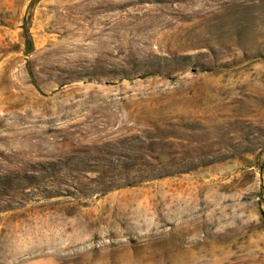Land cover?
<instances>
[{
	"label": "rangeland",
	"instance_id": "374dc122",
	"mask_svg": "<svg viewBox=\"0 0 264 264\" xmlns=\"http://www.w3.org/2000/svg\"><path fill=\"white\" fill-rule=\"evenodd\" d=\"M133 254L264 264V0H0V264Z\"/></svg>",
	"mask_w": 264,
	"mask_h": 264
},
{
	"label": "bare ground",
	"instance_id": "6f19581e",
	"mask_svg": "<svg viewBox=\"0 0 264 264\" xmlns=\"http://www.w3.org/2000/svg\"><path fill=\"white\" fill-rule=\"evenodd\" d=\"M143 205L144 204L138 203L136 199L132 200L131 202H128V205H127L128 207L126 208L127 213H125L126 216H129L130 217L129 219H131V220L139 221V218L142 215H144ZM123 249H125V248H123ZM122 252H124V250H122ZM123 256H124V254H123ZM124 257L121 259V261H115V262L111 261L110 264H141V261L136 258L135 254H133L131 258H124ZM145 261H150V259L147 258V260H145Z\"/></svg>",
	"mask_w": 264,
	"mask_h": 264
}]
</instances>
